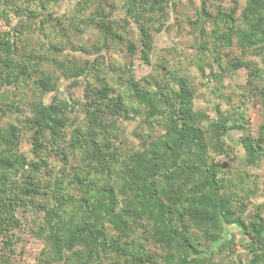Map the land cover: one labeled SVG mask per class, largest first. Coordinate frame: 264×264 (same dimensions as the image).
Masks as SVG:
<instances>
[{
    "label": "trees",
    "instance_id": "trees-1",
    "mask_svg": "<svg viewBox=\"0 0 264 264\" xmlns=\"http://www.w3.org/2000/svg\"><path fill=\"white\" fill-rule=\"evenodd\" d=\"M59 1H0L26 17L0 29V113L26 115L0 126V264H13L19 214L30 205L42 215L45 264H264V204H252L257 190L244 180L228 179L234 131L245 166L264 167V0H246L241 14L239 0H201L188 20L200 42L189 64L215 82L222 106L234 99L226 79L248 71L235 110L218 105L215 119L196 109L197 87L175 60L160 54L152 63L156 35L179 27L170 8L181 0H70L72 11L57 16L51 5ZM29 22L41 42L53 38V55L31 46ZM77 36L100 45L82 64L64 57ZM115 46L129 58L118 70L104 54ZM139 60L153 66L141 79ZM80 86L82 103L72 95ZM65 90L69 99L59 96ZM253 101L262 109L256 129L245 116ZM81 106L83 121L72 117ZM138 119L148 132L127 131L124 122ZM24 142L33 159L20 152ZM232 225L246 260L229 249Z\"/></svg>",
    "mask_w": 264,
    "mask_h": 264
},
{
    "label": "rangeland",
    "instance_id": "rangeland-1",
    "mask_svg": "<svg viewBox=\"0 0 264 264\" xmlns=\"http://www.w3.org/2000/svg\"><path fill=\"white\" fill-rule=\"evenodd\" d=\"M1 1V0H0ZM240 6H239V14H241L242 10L244 9L246 5V0H239ZM25 5H29L28 0H23ZM201 3V0H181L180 4H178V7L175 10L171 11V23L177 24L179 27L174 28V30H167L165 32L158 33L155 37V46H156V52L153 56L152 63L155 64L157 62H160V58L158 57L160 54L165 55L166 58H168L176 67H180L181 69H184L185 73H188L192 77L193 83L197 87V99H196V109L205 111L209 114L211 119H215L218 116L217 113V106L220 105L222 107V110L226 111L227 109L235 110L234 107L238 104V95L242 90V87L247 84L248 79V71L246 69H240L235 73V75L230 78L226 79V83L230 85V89L228 90V95L234 96V99L230 103L223 102L222 106V100L217 96V94L214 92L216 90V84L212 79H204V76L202 75L201 68L198 66V64H189V60L196 59L198 57V49L197 45L200 43L198 36L196 32L192 31L193 28H191V25L188 23V20L195 18L194 14L195 11L199 8ZM72 2L70 0H61L59 2H55L54 5H51V8L54 10L55 14L57 16H62L64 14H68L72 11ZM226 8H232L233 4L227 3L224 5ZM5 6H0V29L3 28H11L15 25H18L19 23L26 20V17L18 18L13 16V9L9 8L7 10L6 8V14L4 13ZM118 16H122V11L118 10ZM45 18L48 17V12H45L43 15ZM23 19V20H22ZM52 20V19H50ZM28 26H31L28 28L27 36L31 39L30 44L33 47H37L38 49L42 50L43 52L49 53V55H53L54 51L51 50L49 52L48 45L51 43L52 39L51 37H45L44 41L43 34H39L36 29V23L29 22ZM32 28V29H31ZM30 29L33 30V32H30ZM49 29V28H48ZM51 30V29H49ZM88 33V31H87ZM80 36H77L75 38H72V41H70L72 44L68 43V47L65 48V55L64 57L70 58V59H76L81 64L86 61L88 58H92L95 54L93 53V46H100L96 45L94 41L82 43L83 41ZM62 41L64 38L61 39ZM41 42V43H39ZM54 43H58V41H55ZM41 44V45H40ZM72 46V47H71ZM83 46V49H82ZM91 52V55L87 54L85 50H88ZM126 48H120L118 46H115L109 51V49H104V54L109 60V65L115 69L118 70L120 67V64L124 63L128 58V54L126 53ZM46 50V51H45ZM67 50V51H66ZM172 57V59H170ZM184 58L181 61L182 65H179L177 61L180 58ZM136 63H140L139 66H136L137 76L139 79L148 76L152 72V65L148 63H143L141 60L136 61ZM119 90L123 88V86L118 87ZM7 92H13L12 94H16L19 96H24V92L26 90L24 89H16V88H8L6 90ZM5 90H3L1 93H4ZM83 92L84 87L80 86L77 89L72 90V95L83 102ZM11 95V93H10ZM62 98L69 99L71 95L68 93V90H65L59 95ZM52 95H49L47 98V102H51ZM249 102V105L245 106L246 111V120L248 122L249 127L252 129H256L262 119H261V113L262 109L261 106L258 105V103ZM0 105H3L2 102H0ZM83 106V104H82ZM82 106L78 108L79 112L76 111L72 115L73 118H79V121H83L85 118V114L81 112ZM226 109V110H225ZM16 112V111H15ZM228 111H226L227 113ZM78 114V115H77ZM24 116L25 113L23 114ZM17 115V113H10L8 111L7 113H0V126H3L4 124L10 123L11 121H18L21 116ZM78 121V122H79ZM127 126V131H137L141 130L143 132H148V128L146 125L142 126L141 128L139 125V119L136 121V123H130V122H124V124ZM241 131H234L231 133L228 140L230 141V144L235 149L234 154L235 155V161L231 167V170L233 173H235V176L232 175L231 172L228 175V179H231L233 181H236V183L239 185L241 183V180H244L248 186L247 189L251 190H257V195L253 196L251 198L252 204L258 205V204H264V167L258 168L253 167L249 168L245 166V151L244 149L237 143L238 138L241 136ZM131 142V146L138 148L142 144L141 141L135 136L129 139ZM32 147L27 142H24L21 146V153H24L25 156H28L29 159H33L34 155L31 152ZM241 174V175H240ZM248 174L249 176L246 177L245 175ZM233 187V186H232ZM33 206L30 205L29 207L23 208L21 211L22 213L19 214L20 219L22 221V228L17 230V238L18 243L15 247V252L13 256V264H45L44 263V254L42 255V252L44 251V240L40 239L36 232L39 234L42 233V230L40 228V225H43L42 215L39 213H35L33 210ZM253 210V207H251ZM227 230H229L230 234H232L229 239H233L234 241V247L231 245L229 249H238L241 252L243 260H246V253H244V249L240 245V241L243 240V236L238 231L237 226H227ZM149 249L152 252H155L156 255L159 253L161 254V251L157 247H149ZM0 250H1V244H0ZM2 255L0 251V256ZM71 257V255L67 254V258ZM66 258V259H67ZM160 259V258H159ZM105 263L110 264V261H107ZM56 264V263H54ZM61 264V263H57ZM64 264H71L66 260ZM159 264H163V261Z\"/></svg>",
    "mask_w": 264,
    "mask_h": 264
}]
</instances>
